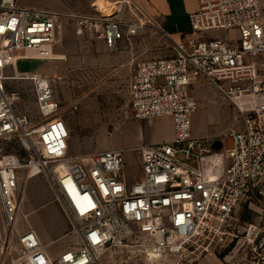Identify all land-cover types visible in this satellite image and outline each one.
I'll list each match as a JSON object with an SVG mask.
<instances>
[{"label": "built area", "instance_id": "obj_1", "mask_svg": "<svg viewBox=\"0 0 264 264\" xmlns=\"http://www.w3.org/2000/svg\"><path fill=\"white\" fill-rule=\"evenodd\" d=\"M198 1V11L189 15L193 35L235 31L237 39L193 38L175 45L173 57L137 62L128 89L131 114L136 121L171 119L173 138L134 149L141 156V176L132 180L124 149L70 156V129L57 115L51 80L15 73L19 60L54 58L61 15L21 0H0V147L16 140L25 151L0 154V259L10 255L25 171L49 181L56 202L75 223L78 248L54 258L29 228L18 236L22 256L14 264H95L99 255L135 246L150 257L189 258L200 248V254H210L211 244H198L234 229L243 204L264 221V81L255 62L264 56V10L260 0ZM102 22L111 52L140 29L119 18ZM8 70L15 76H7ZM15 78L31 81L40 124L18 110L20 94L7 88ZM195 80L214 86L239 110V129L229 132L231 148L214 151L193 137ZM252 235L247 250L237 245L220 264H264V225Z\"/></svg>", "mask_w": 264, "mask_h": 264}, {"label": "rangeland", "instance_id": "obj_2", "mask_svg": "<svg viewBox=\"0 0 264 264\" xmlns=\"http://www.w3.org/2000/svg\"><path fill=\"white\" fill-rule=\"evenodd\" d=\"M21 3L61 15L59 23L65 36L59 47L64 57L45 62L48 69L40 74L51 80L60 106L57 115L71 121L69 155L85 157L94 152L124 149L125 172L132 180L138 179L141 176V156L134 149L166 142L162 135L155 142L150 141L153 139L148 136L153 125H161L165 118L136 121L130 110L129 83L138 61L173 57L175 44L147 22L139 9L140 5L128 0H21ZM110 18L135 23L140 28L136 35H126L116 52L108 50L104 43L102 20ZM42 66V62L22 60L18 69L29 75ZM260 79L264 81V73H260ZM201 87L204 92H199L200 99L194 93L199 103L195 113L199 117L198 122L201 123L203 116L207 115L209 126L205 127L214 133L211 141H217L212 146L214 151H221L223 145L230 148L228 132L239 129V110L231 99L213 86L202 83ZM7 88L20 94L18 110L40 124L31 81L11 79L7 81ZM217 106L222 108L223 121L219 120V113L215 110ZM0 148V154L25 155L23 147L16 140L5 142ZM19 193L21 203L10 239V255L0 259V264H14L21 258L18 236L29 228L36 231L54 258L78 248L75 223L61 210L45 176L30 177L28 171L23 172L20 175ZM248 212L252 213L249 222L244 220ZM235 217L238 222L234 229H228L223 236L212 235L204 243L198 244L202 247L211 244L213 251L210 254H200V248L189 258L150 257L142 247L135 246L99 255L95 264H220L237 245L242 247V251L247 250L249 241L253 240L252 234L264 225L263 214L251 210L247 204L236 210ZM231 245L233 247L227 251ZM196 258L197 261L194 260Z\"/></svg>", "mask_w": 264, "mask_h": 264}, {"label": "crops", "instance_id": "obj_3", "mask_svg": "<svg viewBox=\"0 0 264 264\" xmlns=\"http://www.w3.org/2000/svg\"><path fill=\"white\" fill-rule=\"evenodd\" d=\"M137 3H139L143 8L146 9L148 14L157 21L158 24H160L162 28L163 36L168 38L172 43L175 45H180L182 43H187L189 40L196 38L199 41H209L214 38L218 39H223L225 41H231L237 39V33L235 31H228V32H213V33H201L198 35H193L192 28L189 22V15L192 13H195L199 9V1L198 0H136ZM261 6L264 10V0H260ZM62 28L60 27L59 23V29H58V42L53 46L52 52L54 58H63L64 53L61 51V48L59 47V44L64 38V30H61ZM61 30V31H60ZM53 58V59H54ZM22 60H19L16 65V74H21V73H26L27 72H21L18 69V65ZM35 62H42L43 66L41 69L35 71L34 73H29V75L32 74H40L42 71L48 69V64L45 62L47 61H39V60H33ZM255 62L258 65L259 72L264 73V56L262 57H257L255 59ZM12 70H8L7 74H15ZM41 75V74H40ZM14 76V75H13ZM11 77V76H9ZM202 83H207L206 81H201V80H195L192 85L190 86V92L191 94L195 97L194 93L197 94V97H199L201 94L199 92L203 93V89L201 87ZM212 86L211 84H209ZM214 87V86H213ZM215 88V87H214ZM196 99V97H195ZM197 100V99H196ZM198 102V100H197ZM199 104V103H198ZM216 111H218L219 116H220V121H223L225 118L222 117L223 112L222 108L220 106H217L215 108ZM195 115V114H194ZM204 118L202 119V122L199 123V117L196 115L193 116L192 119V135L195 139L200 140L202 143L208 146L214 145L215 142L217 141H211L212 140V135L214 133L210 132L209 130L206 129L205 126H209V121L207 115L203 116ZM168 118H165V120ZM161 123V125H153V129L151 130L150 133H148L149 137H152L153 140H150L152 142H155L158 139L160 135L164 137L166 142H169L173 138V123L171 119L168 121H165ZM66 123L71 130V121L66 120ZM205 124V125H204ZM240 126L237 123V128ZM209 129V128H208ZM230 132V131H229ZM228 132V135H229ZM157 135V137H156ZM147 141V137H146ZM225 141V140H224ZM231 141V138H230ZM145 142V141H144ZM225 145H223L224 148ZM232 146V142H231ZM231 148V147H230ZM225 149H229L225 147Z\"/></svg>", "mask_w": 264, "mask_h": 264}, {"label": "trees", "instance_id": "obj_4", "mask_svg": "<svg viewBox=\"0 0 264 264\" xmlns=\"http://www.w3.org/2000/svg\"><path fill=\"white\" fill-rule=\"evenodd\" d=\"M251 215H252V213L251 212H248V215H247V217L244 219L245 221H251L252 219H251ZM233 247V245H231L228 249H227V251H229V250H231V248Z\"/></svg>", "mask_w": 264, "mask_h": 264}, {"label": "bare ground", "instance_id": "obj_5", "mask_svg": "<svg viewBox=\"0 0 264 264\" xmlns=\"http://www.w3.org/2000/svg\"><path fill=\"white\" fill-rule=\"evenodd\" d=\"M34 175L30 176V177H33Z\"/></svg>", "mask_w": 264, "mask_h": 264}]
</instances>
